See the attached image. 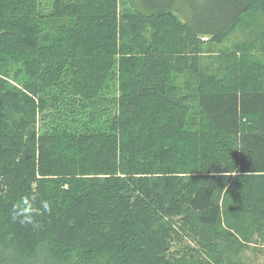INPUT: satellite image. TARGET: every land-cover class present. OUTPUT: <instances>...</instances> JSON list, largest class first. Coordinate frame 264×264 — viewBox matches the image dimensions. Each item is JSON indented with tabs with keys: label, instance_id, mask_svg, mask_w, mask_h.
Masks as SVG:
<instances>
[{
	"label": "trees",
	"instance_id": "trees-1",
	"mask_svg": "<svg viewBox=\"0 0 264 264\" xmlns=\"http://www.w3.org/2000/svg\"><path fill=\"white\" fill-rule=\"evenodd\" d=\"M118 1L0 0V264H179L163 250L197 214L210 262L234 264L213 249L234 233L264 241V63L215 44L255 24L264 49V0L204 21ZM223 191L251 217L222 222ZM30 194L51 202L35 229L11 219Z\"/></svg>",
	"mask_w": 264,
	"mask_h": 264
},
{
	"label": "rangeland",
	"instance_id": "rangeland-1",
	"mask_svg": "<svg viewBox=\"0 0 264 264\" xmlns=\"http://www.w3.org/2000/svg\"><path fill=\"white\" fill-rule=\"evenodd\" d=\"M43 6L42 10L45 13H49L52 11V2L51 0H42ZM125 0H119V9L120 14L124 13V9L126 8L123 3ZM139 2L143 3L146 0H138ZM154 5V8H158L163 5H168L169 0H149ZM173 1V2H172ZM172 7L176 9L175 11L179 14H182L185 19H190L192 17L196 18L199 12L202 14V20L204 21L211 12L218 10L220 8L221 2L220 0H172ZM223 1V0H221ZM178 9V10H177ZM63 20V18H61ZM205 26V25H202ZM243 29H247L245 31ZM258 27L255 24L250 25V28L247 25H238L234 31L231 32L230 36H228L223 43L219 44L215 42L219 47L220 45H224L222 47L223 50L230 51L236 48L238 44H242L246 42L247 45L250 46V51L253 54V58L255 60L261 61L264 63V49L262 47V42L255 43L253 38L256 34ZM255 34V35H250ZM252 36V37H251ZM251 37V38H250ZM253 38V39H252ZM245 39H248L245 41ZM214 49V46H213ZM206 51H209V47H205ZM215 50V49H214ZM244 50V49H243ZM243 50H241L243 52ZM240 54V52H238ZM205 57V58H204ZM203 57V63L210 62L209 56ZM225 62L221 63L223 66ZM23 69V65L18 63L17 61L12 60L11 65H9L8 70L5 71L4 74L8 75V80L10 83H18L19 80V71ZM177 84L180 86H184L186 83V78L179 77L177 80ZM185 88L183 89V91ZM182 91V93H184ZM186 160V159H184ZM180 174V173H179ZM177 174V175H179ZM263 185V183H261ZM264 186V185H263ZM229 191V190H228ZM228 191H223L221 193L220 199L222 203L226 204L228 207L223 215L222 222H226L229 219V213L233 216H239L241 213H246L249 218L251 215L246 212L245 209L240 211V206L237 205H229L224 200L225 195ZM224 204V205H225ZM242 206V205H241ZM180 217H175L177 220ZM178 233H173V238L170 240V247L167 250H163L164 254L167 256V260L170 257H173L175 262L179 264H200V259L210 264H216L213 260L209 261V252L207 249L203 248V239L202 236L206 232L205 228L200 226L199 215L193 216V218L185 223L184 221H177ZM225 224V223H224ZM225 228H228L226 225H223ZM247 227V226H246ZM251 230V232H256L254 226L247 227ZM232 232L235 230L230 229ZM235 234V241L229 243V245H225L221 247V245L214 247L215 253H222L227 259L233 261L234 264H264V241L261 239L260 236L255 233L253 236L250 237L251 241H244L243 238L237 234ZM143 247H137L132 250L130 254L137 255L139 257V253H145L142 251ZM203 248V249H202ZM199 251H201V255H199ZM175 264V263H174ZM223 264H227V262H223Z\"/></svg>",
	"mask_w": 264,
	"mask_h": 264
},
{
	"label": "clouds",
	"instance_id": "clouds-1",
	"mask_svg": "<svg viewBox=\"0 0 264 264\" xmlns=\"http://www.w3.org/2000/svg\"><path fill=\"white\" fill-rule=\"evenodd\" d=\"M51 211V202L41 200L36 194L24 195L11 210V219L21 225H31L34 229L40 225L36 217L42 212Z\"/></svg>",
	"mask_w": 264,
	"mask_h": 264
}]
</instances>
